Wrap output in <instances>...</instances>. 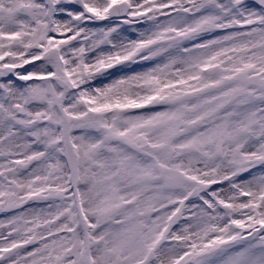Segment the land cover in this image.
<instances>
[{
  "label": "snow or ice",
  "instance_id": "6c2138e0",
  "mask_svg": "<svg viewBox=\"0 0 264 264\" xmlns=\"http://www.w3.org/2000/svg\"><path fill=\"white\" fill-rule=\"evenodd\" d=\"M0 264H264V0H0Z\"/></svg>",
  "mask_w": 264,
  "mask_h": 264
}]
</instances>
